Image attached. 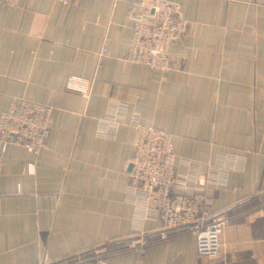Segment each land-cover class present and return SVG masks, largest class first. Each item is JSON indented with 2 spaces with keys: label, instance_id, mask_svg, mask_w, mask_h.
Instances as JSON below:
<instances>
[{
  "label": "crops",
  "instance_id": "crops-1",
  "mask_svg": "<svg viewBox=\"0 0 264 264\" xmlns=\"http://www.w3.org/2000/svg\"><path fill=\"white\" fill-rule=\"evenodd\" d=\"M4 1L0 116L20 99L55 110L39 156L5 151L0 264L98 251L114 253L109 264H264V0H165L189 23L172 45V73L130 60L128 14L139 0ZM70 78L92 82L88 98L66 89ZM110 111L125 123L106 124ZM133 118L172 136L180 176L208 178L213 215L231 218L220 259L201 256L190 233L144 257L127 250L132 238L163 231L132 187Z\"/></svg>",
  "mask_w": 264,
  "mask_h": 264
},
{
  "label": "built area",
  "instance_id": "built-area-1",
  "mask_svg": "<svg viewBox=\"0 0 264 264\" xmlns=\"http://www.w3.org/2000/svg\"><path fill=\"white\" fill-rule=\"evenodd\" d=\"M21 0H5L4 5L17 8ZM72 4L80 0H60ZM133 22L134 43L131 62L137 66L160 73L177 71V63L171 59L172 45L189 32V23L182 18L179 4L165 0H139L129 11ZM109 54L104 47L100 59ZM92 82L82 78H70L66 89L88 98ZM55 108L29 100H14L0 116V173L5 151L14 145L39 156L47 147L52 134V115ZM106 124L120 126L125 123L116 111ZM134 130L132 187L143 197L148 213L163 224L159 240L148 241L144 236L132 238L127 250L144 257L150 246L172 234H193L198 252L209 260L222 257L220 237L231 218L213 215L211 203L206 197L209 180L206 176H180L178 160L170 134L145 126L133 118ZM194 191L190 193L189 191ZM264 214V201L258 207ZM157 238V239H158ZM114 253L89 252L59 261H43L41 264H109Z\"/></svg>",
  "mask_w": 264,
  "mask_h": 264
},
{
  "label": "trees",
  "instance_id": "trees-1",
  "mask_svg": "<svg viewBox=\"0 0 264 264\" xmlns=\"http://www.w3.org/2000/svg\"><path fill=\"white\" fill-rule=\"evenodd\" d=\"M119 249H120V248H119ZM111 250H112V249H111ZM115 250H116V249H115ZM115 250H114V251H115ZM117 250H118V249H117Z\"/></svg>",
  "mask_w": 264,
  "mask_h": 264
}]
</instances>
